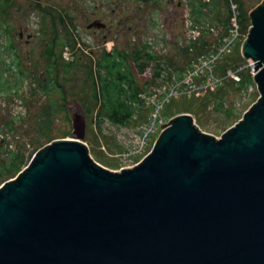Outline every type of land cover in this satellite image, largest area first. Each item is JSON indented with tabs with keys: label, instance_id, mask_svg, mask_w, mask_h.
I'll return each instance as SVG.
<instances>
[{
	"label": "water",
	"instance_id": "1",
	"mask_svg": "<svg viewBox=\"0 0 264 264\" xmlns=\"http://www.w3.org/2000/svg\"><path fill=\"white\" fill-rule=\"evenodd\" d=\"M241 46L259 98L216 139L180 114L135 166L111 172L71 138L0 186V264H264V0Z\"/></svg>",
	"mask_w": 264,
	"mask_h": 264
},
{
	"label": "rangeland",
	"instance_id": "2",
	"mask_svg": "<svg viewBox=\"0 0 264 264\" xmlns=\"http://www.w3.org/2000/svg\"><path fill=\"white\" fill-rule=\"evenodd\" d=\"M49 1L0 0V186L13 180L47 144L71 138L72 128L66 111L70 104H79L86 114L83 143L93 161L111 172L138 164L152 150L160 128L141 155L124 157L132 132L149 121L154 102L162 98V87L172 88L192 61L213 49L224 35L206 34L196 42L193 38L198 34L171 36L154 32L127 36V41L134 44L142 37L147 52L154 56V63L144 60L138 71L132 63L137 93L148 96L152 102L138 99L139 108L132 120L125 125H113L98 117L99 103L94 98L93 85V64L97 55L90 53L95 49L93 34H83L82 23H78L79 26L70 22L57 25L53 33L49 31L51 20L47 5L58 8L64 0ZM242 1L247 14L263 2ZM250 25L249 18L235 22L240 42L216 63L218 88L200 96L179 94L171 98L161 110V126L180 114H187L201 132L219 139L243 118L260 96L254 82L240 84L243 78H252L249 68H244L246 62L241 53ZM20 31L23 32L21 39ZM111 43L108 42L107 48ZM139 46L134 45V50ZM161 56L166 59L165 63ZM226 63H230L226 67L238 80L224 78L226 70L221 67ZM156 64H164V67L158 69ZM187 88L182 85L180 91ZM225 111H231L232 117L224 118Z\"/></svg>",
	"mask_w": 264,
	"mask_h": 264
},
{
	"label": "flooded vegetation",
	"instance_id": "3",
	"mask_svg": "<svg viewBox=\"0 0 264 264\" xmlns=\"http://www.w3.org/2000/svg\"><path fill=\"white\" fill-rule=\"evenodd\" d=\"M46 12L52 33L57 25L70 22L82 23L78 25L83 34H93L94 70L104 54L121 56L132 66L134 45L142 50L145 44L142 37L136 44L127 41L131 34H198L193 38L196 42L206 34H229L233 17L237 23L250 19L242 0H64L58 8L47 5ZM18 37H23L22 31ZM142 58L141 62L147 60ZM156 66L160 69L164 64Z\"/></svg>",
	"mask_w": 264,
	"mask_h": 264
},
{
	"label": "built area",
	"instance_id": "4",
	"mask_svg": "<svg viewBox=\"0 0 264 264\" xmlns=\"http://www.w3.org/2000/svg\"><path fill=\"white\" fill-rule=\"evenodd\" d=\"M238 37L239 33L237 27H235V22L233 21L229 34H225L213 49H210L208 52L202 53L197 56V58H195L189 65L185 73H183V76L180 77V80H175L174 86L172 88L166 89L165 87H162V98L156 103L154 102V109L149 118V121L144 125H141L137 129V131L132 132L131 143L123 152L124 157L141 155L147 149L151 137L155 135V132L158 128H160V131L158 133L160 134L162 130L161 110L171 98L179 94H195L196 96H200L210 89L213 90L218 88L219 79L217 78V76H215L216 74L214 71V69L216 68V63L234 50L236 45L240 42V39ZM245 62L246 65L244 68H249L250 74L253 77V75L255 74L254 63L250 59H245ZM244 68H241L240 70ZM160 76L161 78H163V73H161ZM228 77H232L233 79L238 80V77L234 72L226 69L224 78ZM195 82H197V84L193 85V83ZM182 85H187L188 88L184 91H180V87ZM147 97L148 96L146 95L138 94L139 100L143 102H152V100Z\"/></svg>",
	"mask_w": 264,
	"mask_h": 264
},
{
	"label": "trees",
	"instance_id": "5",
	"mask_svg": "<svg viewBox=\"0 0 264 264\" xmlns=\"http://www.w3.org/2000/svg\"><path fill=\"white\" fill-rule=\"evenodd\" d=\"M225 35V34H224ZM223 35V36H224ZM144 49V47H143ZM135 50L132 53L134 68L138 71L141 58L145 57L148 61L154 62V56L145 50ZM144 52V53H143ZM143 54V55H142ZM121 56L111 57L104 54L102 60L97 64L94 71V97L99 103L98 117L105 118L113 125H125L132 120L134 112L139 108L137 88L138 84L134 78L132 66L123 60ZM224 64L222 68L227 69ZM160 72H157L159 75ZM249 77V78H248ZM243 78L242 84L253 83L252 78L248 76ZM224 118L232 117L231 111H225Z\"/></svg>",
	"mask_w": 264,
	"mask_h": 264
}]
</instances>
